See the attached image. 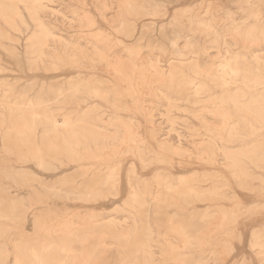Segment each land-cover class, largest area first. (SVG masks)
<instances>
[{
  "label": "rangeland",
  "instance_id": "374dc122",
  "mask_svg": "<svg viewBox=\"0 0 264 264\" xmlns=\"http://www.w3.org/2000/svg\"><path fill=\"white\" fill-rule=\"evenodd\" d=\"M9 1L0 0V264L38 245L58 246L64 261L60 242L93 228L92 255L67 264H264V0ZM19 244L31 250L20 256Z\"/></svg>",
  "mask_w": 264,
  "mask_h": 264
},
{
  "label": "bare ground",
  "instance_id": "6f19581e",
  "mask_svg": "<svg viewBox=\"0 0 264 264\" xmlns=\"http://www.w3.org/2000/svg\"><path fill=\"white\" fill-rule=\"evenodd\" d=\"M1 1H3V0H1ZM5 1H6V0H5ZM10 1H12V0H10ZM10 1H9V2H10ZM24 1H25V0H23V2H24ZM29 1H30V0H29ZM34 1H35V0H34ZM37 1H38V0H36V2H37ZM224 1H225V0H224ZM260 1H261V0H260ZM16 2H17V1H16ZM20 2H21V1H20ZM32 2H33V1H32ZM40 2H41V1H40ZM6 3H7V2H6ZM24 3H25V2H24ZM27 3H28V2H27ZM34 3H35V2H34ZM43 3H44V2H43ZM0 4H1V3H0ZM9 4H10V3H9ZM17 4H19V1H18ZM22 4H23V3H22ZM29 4H30V6L32 5L31 3H29ZM36 4H37V3H36ZM204 4H205V3H204ZM209 4H210V3H209ZM212 4H213V3H212ZM260 4H261V3H260ZM10 5H11V4H10ZM15 5H16V4H15ZM23 5H24V4H23ZM33 5H34V4H33ZM37 5H38V4H37ZM40 5H41V3H40ZM226 5H227V4H225V6H226ZM0 6H1V5H0ZM24 6H25V5H24ZM195 6H196V5H195ZM221 6H222V5H221ZM3 7H5V6H3ZM6 7H7V6H6ZM31 7H32V6H31ZM38 7H39V6H38ZM38 7H37V8H38ZM40 7L42 8V6H40ZM94 7H95V6H94ZM218 7H219V6H218ZM222 7H223V6H222ZM230 7H232V6H230ZM0 8H1V7H0ZM9 8H10V7H9ZM9 8H8L7 10H9ZM27 8H28V7H27ZM43 8H44V7H43ZM137 8H139V7H137ZM203 8H204V7H203ZM213 8H214V7H213ZM213 8H211V10H212ZM1 9H2V8H1ZM11 9H12V5H11V8H10V11H11ZM14 9H15V8H14ZM23 9H24V8H23ZM32 9H33V8H32ZM44 9H47V8H44ZM207 9H208V7H207ZM27 10H28V9H27ZM27 10H26V11H27ZM69 10H70V9H69ZM75 10H76V9H75ZM15 11H16V10H15ZM15 11H14V12H15ZM17 11H19V10H17ZM30 11H31V10H30ZM139 11H141V10H139ZM142 11H143V9H142ZM2 12H4V11H2ZM11 12H13V11H11ZM14 12H13V13H14ZM55 12H56V11H55ZM143 12H144V11H143ZM209 12H210V11H209ZM5 13H6V12H5ZM19 13H20V11L18 12V15H19ZM26 13H28V11H27ZM140 13H141V12H140ZM8 14H10V13H8ZM14 14H15V13H14ZM53 14H55V13H53ZM223 14H225V13H223ZM1 15H2V14H1ZM6 15H7V14H6ZM6 15H5L4 17H6ZM10 15H13V14L11 13ZM35 15H36V14H35ZM85 15H86V14H85ZM231 15H232V14H231ZM13 16H16V15H13ZM13 16H12V17H13ZM19 16H21V14H20ZM51 16H52V15H51ZM83 16H84V15H83ZM196 16H197V15H196ZM0 17H1V16H0ZM21 17H22V16H21ZM28 17H29V19H32L31 16L28 15ZM30 17H31V18H30ZM62 17H63V16H62ZM128 17H129V16H128ZM18 18H19V17H18ZM22 18H23V17H22ZM35 18H36V17H35ZM84 18H85V17H84ZM8 19H9V15H8ZM20 19H21V18H20ZM33 19H34V18H33ZM87 19H88V18H87ZM195 19H196V18H195ZM197 19H198V18H197ZM3 20H4V19H3ZM11 20H12V18H11ZM21 20H22V19H21ZM77 20H78V19H77ZM7 21H8V20H7ZM22 21H23V20H22ZM22 21H20V22H22ZM37 21H38V20H37ZM67 21H68V20H67ZM83 21H84V20H83ZM184 21H185V20H184ZM9 22H10V20H9ZM9 22H7V23H9ZM32 22H33V21H32ZM40 22H41V21H40ZM69 22H72V21H69ZM88 22H89V21H88ZM33 23H35V22H33ZM72 23H73V22H72ZM78 23H79V22H78ZM126 23H127V22H126ZM195 23H196V22H195ZM12 24H13V23H12ZM37 24H38V23H37ZM40 24H41V23H40ZM19 25H20V24H19ZM195 25H196V24H195ZM21 26H22V25H21ZM88 26H89V25H88ZM43 27H44V26H43ZM86 27H87V25H86ZM38 28H42V26H41V27H38ZM35 29H36V28H35ZM35 29H34V30H35ZM43 29H44V28H43ZM45 29H46V28H45ZM84 29H86V28H84ZM194 29H195V28H194ZM20 30H21V29H20ZM36 30H37V29H36ZM146 30H147V29H146ZM39 31H40V30H39ZM43 31H45V30H43ZM147 32H148V31H147ZM195 32H196V31H195ZM40 33H41V32H40ZM40 33H39V34H40ZM48 33H49V32H48ZM33 34H34V33H33ZM41 34H42V33H41ZM34 35H35V34H34ZM44 35H46V34H44ZM229 35H231V34H229ZM248 35H249V34H248ZM248 35H247V36H248ZM48 36H49V35H48ZM50 36H51V35H50ZM232 36H233V34H232ZM31 37H32V35H31ZM35 37H36V39H37L39 36H36V35H35ZM41 37H42V36H41ZM44 37H45V36H44ZM51 37L53 38V36H51ZM79 37H80V36H79ZM136 37H137V36H136ZM193 37H194V36H193ZM263 37H264V36H263ZM52 38L48 37V39H52ZM126 38H127V37H126ZM140 38H141V37H140ZM239 38H240V37H239ZM248 38H249V37H247V39H248ZM255 38H256V37H255ZM30 39H31V38H30ZM33 39H35V38L33 37ZM33 39H31V40H33ZM48 39H47V41H48ZM53 39H55V37H54ZM58 39H59V38H58ZM77 39H78V38H77ZM104 39H105V38H104ZM39 40H41V39H39ZM81 40H82V39H81ZM237 40H238V39H237ZM241 40H243V38H242ZM241 40H240V41H241ZM252 40H253V39H252ZM26 41H27V40H26ZM41 41H42V40H41ZM47 41H46V43H47ZM254 41H255V40H254ZM256 41H257V39H256ZM263 41H264V40H263ZM37 42H38V41H37ZM37 42H36V43H37ZM242 42H243V41H242ZM242 42H241V43H242ZM249 42H251V41H250V38H249ZM249 42H247V43H249ZM26 43H27V42H26ZM33 43H34V42H33ZM33 43H32V44H33ZM36 43H35V44H36ZM40 43H41V42H40ZM40 43H39V44H40ZM46 43H45V44H46ZM128 43H129V42H128ZM128 43H127V44H128ZM135 43H136V42H135ZM170 43H171V42H170ZM174 43H175V42H174ZM215 43H216V41H215ZM37 44H38V43H37ZM37 44H36V45H37ZM172 44H173V43H172ZM172 44H171V45H172ZM177 44H178V43H177ZM236 44H239V43H236ZM250 44H251V43H250ZM259 44H260V43H259ZM259 44L256 43V45H259ZM263 44H264V43H263ZM43 45H44V43H43ZM43 45L41 46V48H42V47L45 48V45H44V46H43ZM69 45H70V44H69ZM119 45H120V44H119ZM137 45H138V44H137ZM241 45H242V44H241ZM244 45H245V44L243 43V46H244ZM64 46H65V45H64ZM66 46H67V45H66ZM138 46H139V45H138ZM173 46H174V45H173ZM173 46H172V47H173ZM252 46H253V45H252ZM252 46H251V47H252ZM33 47H34V46H33ZM134 47H135V46H134ZM169 47H170V46H169ZM174 47H175V46H174ZM256 47H257V46H256ZM5 48H7V47H5ZM41 48H40V50H41ZM63 48H64V47H63ZM113 48H114V47H113ZM244 48H245V47H244ZM8 49H9V48H8ZM13 49H14V48H13ZM26 49H27V48H26ZM30 49H31V48H30ZM36 49H37V47H36ZM79 49H80V48H79ZM215 49H216V48H215ZM224 49H225V48H224ZM96 50H97V49H96ZM102 50H103V49H102ZM106 50H107V49H106ZM110 50H111V49H110ZM126 50H127V49H126ZM78 51H79V50H78ZM127 51L129 52V50H127ZM171 51H172V50H171ZM29 52H30V51H29ZM128 52H126V53L129 55ZM246 52H247V51H246ZM242 53H243V52H242ZM40 54H41V53H40ZM40 54H39V55H40ZM81 54H82V53H81ZM170 54H171V53H170ZM27 55H28V54H27ZM42 55H43V54H42ZM62 55H63V54H62ZM108 55H109V53H108ZM117 55H118V54H117ZM252 55H253V54H252ZM257 55H258V54H257ZM261 55H263V54H261ZM261 55H260V56H261ZM37 56H38V55H37ZM52 56H53V55H52ZM106 56H107V55H106ZM133 56H134V55H133ZM32 57H33V56H32ZM41 57H42V56H41ZM108 57H109V56H108ZM252 57H253V56H252ZM256 57H257V56H256ZM256 57H254L255 61H256V59H257ZM100 58H101V57H100ZM106 58H107V57H106ZM106 58H105V59H106ZM114 58H115V57H114ZM238 58H239V57H238ZM238 58H237V60H238ZM96 59H99V58H96ZM103 59H104V58H103ZM108 59H109V58H108ZM119 59H120V58H119ZM130 59H131V58H130ZM232 59H234V58H232ZM252 59H253V58H252ZM106 60H107V59H106ZM114 60H115V59H113L112 61H114ZM136 60H137V59H136ZM234 60H235V59H234ZM245 60H246V59H245ZM258 60H259V59H258ZM69 61H71V60H69ZM108 61H109V60H108ZM118 61H119V60H118ZM133 61H134V60H133ZM143 61H144V60H143ZM227 61L229 62V60H227ZM230 61H231V60H230ZM109 62L111 63V60H110ZM129 62H130V61H129ZM136 62H137V61H136ZM138 62H139V61H138ZM145 62H146V61H145ZM191 62H192V61H190L189 63H191ZM224 62H225V60H224ZM263 62H264V61H263ZM263 62H262V64H263ZM28 63H29V62H28ZM59 63H60V62H59ZM110 63L107 64V65L110 66ZM122 63H123V62H122ZM125 63H126V62H125ZM29 64H30V63H29ZM84 64H85V63H84ZM103 64H104V63H103ZM114 64H115L114 66H116V65L119 66L118 62H117V63L115 62ZM150 64H151V63H150ZM150 64H149V65L147 64V65L150 66V67H152ZM169 64H170V63H169ZM169 64H168V65H169ZM180 64H181V63H180ZM185 64H186V63H185ZM187 64H188V63H187ZM225 64H226V63H225ZM50 65H51V64H50ZM52 65H53V64H52ZM93 65H94V64H93ZM145 65H146V63H145ZM155 65H156V64H155ZM182 65H183V64H182ZM182 65H181V66H182ZM190 65H191V64H190ZM227 65H229V64H227ZM136 66H137V65H136ZM142 66H143V65H142ZM148 66H147V67L145 66L146 69L148 68ZM153 66H154V65H153ZM157 66H158V65H157ZM107 67H108V66H107ZM112 67H113V63H112ZM116 67H117V66H116ZM143 67H144V66H143ZM221 67H222V65H221ZM223 67H225V65H224ZM29 68H30V67H29ZM109 68H110V67H109ZM117 68H118V67H117ZM117 68H116V69H117ZM119 68H120V67H119ZM130 68H131V66L129 67V69H130ZM134 68H135V67H134ZM139 68H140V67H139ZM205 68H206V67H205ZM216 68H217V67H216ZM226 68H227V66L225 67V71H226ZM0 69H1V68H0ZM100 69H101V68H100ZM110 69H112V68H110ZM113 69H115V68L113 67ZM156 69H157V67H156ZM160 69H161V68H160ZM203 69H204V68H203ZM213 69H214V68H213ZM218 69H219V68H218ZM227 69H229V68H227ZM102 70H103V69H102ZM132 70H133V69H132ZM135 70H136V69H135ZM141 70H142V69H141ZM154 70H155V69H154ZM154 70H153V71H154ZM173 70L175 71V70H177V69H173ZM229 70H230L229 73H231L232 75H236V74H233V73H234L233 70H231V69H229ZM27 71H28V70H27ZM82 71H83V70H82ZM109 71H110V70H109ZM109 71H108V73H109ZM112 71H113V70H112ZM147 71H148V70H147ZM153 71H151L152 74L154 73ZM169 71H170V70H169ZM188 71H189V70H188ZM222 71H223V69H222ZM20 72H21V71H20ZM113 72H115V70H114ZM113 72H112V74H113ZM120 72H121V71H120ZM138 72H139V71H137V73H138ZM160 72H161V71H160ZM232 72H233V73H232ZM30 73H31V72H30ZM126 73H127V72H126ZM126 73H125V74H126ZM135 73H136V71H135ZM135 73H134V74H135ZM137 73H136V75H137ZM141 73H142V72H141ZM143 73H144V72H143ZM170 73H171V71H170ZM170 73L168 72V76H170ZM180 73H181V72H180ZM222 73H223V72H222ZM130 74H131V73H130ZM138 74H139V73H138ZM155 74H157V73L155 72L154 75H155ZM159 74H160V76H161V74H163V73L161 72V73H159ZM172 74H173V75H172ZM175 74H176V72H175ZM175 74H174V72L171 73V78H170V77H169V78L172 80L173 77L176 78L178 75H180V74H178V75H176V77H175V76H174ZM182 74H183V71H182ZM182 74H181V75H182ZM208 74H209V73H208ZM217 74H218V73H217ZM115 75H116V74H115ZM128 75H129V74H128ZM132 75H133V74H132ZM149 75H150V73H149ZM195 75H198V74L195 73ZM210 75H211V73H210ZM116 76H117V75H116ZM119 76H120V75H119ZM121 76H122V75H121ZM145 76H146V74H144V77H145ZM152 76H153V75H152ZM152 76H150V77L152 78ZM155 76H157V75H155ZM204 76H205V74H204ZM204 76H203V77H204ZM255 76H256V75H255ZM114 77H115V76H114ZM201 77H202V76H201ZM219 77H220V76H219ZM236 77H237V76H236ZM75 78H76V77H75ZM115 78H116V77H115ZM135 78H136V77H135ZM142 78H143V77H142ZM146 78H147V77H146ZM157 78H158V77H156V79H157ZM160 78H161V77H160ZM162 78H163V77H162ZM182 78H183V77H182ZM184 78H185V77H184ZM208 78H209V77H208ZM208 78H207V80H210V79H208ZM117 79L119 80V77H118ZM124 79H125V78H124ZM130 79H131V78H130ZM138 79H140V78H138ZM144 79H145V78H144ZM148 79H149V78H148ZM148 79L146 80L147 82H148ZM170 79H169V80H170ZM178 79H179V78H178ZM214 79H215V78H214ZM214 79H213V80H214ZM216 79H217V78H216ZM216 79H215V80H216ZM118 80H117V81H118ZM163 80L165 81V79H162V81H163ZM174 80H175V79H174ZM193 80H194V79H193ZM207 80H206V81H207ZM244 80L246 81V79H244ZM254 80H256V79H254ZM259 80H260V79H259ZM122 81H123V85H124V83H125V85H126V82H127V81H125V82H124V80H122ZM140 81H141V80H140ZM151 81H152V80H151ZM164 81H163V82H164ZM178 81H180V80H178ZM178 81H177L176 83H178ZM184 81H185V80H184ZM187 81L189 82V80H187ZM210 81H211V80H210ZM249 81H250V79H249ZM263 81H264V80H263ZM71 82H72V81H71ZM106 82H107V81H105V83H106ZM119 82L121 83V81H119ZM129 82H130V81H129ZM131 82H132V81H131ZM131 82H130V83H131ZM144 82H145V81H144ZM153 82H156V81H153ZM157 82H158V81H157ZM157 82H156V83H157ZM181 82H182V81H181ZM194 82H195V81H194ZM196 82H199V81H196ZM258 82H260V81H258ZM261 82H262V80H261ZM107 83H108V82H107ZM139 83H140V82H139ZM176 83H175V84H176ZM182 83H183V82H182ZM184 83H185V82H184ZM191 83H192V82H190V84H191ZM202 83H203V82H202ZM248 83H249V82H248ZM253 83H254V81L252 82V84H253ZM263 83H264V82H263ZM77 84H78V83H77ZM145 84H146V82H145ZM190 84L187 83L186 85L188 86V85H190ZM193 84H194V83H193ZM193 84H191V85H193ZM203 84H204V83H203ZM203 84H202V85H203ZM249 84H250V83H249ZM249 84H248V85H249ZM7 85H8V84H7ZM75 85H76V84H75ZM103 85H105V84H103ZM108 85H109V84H108ZM112 85H113V84H112ZM146 85H147V84H146ZM149 85H150V83H149ZM151 85H152V84H151ZM155 85H156V84H155ZM161 85H163V84H161ZM211 85H212V84H211ZM30 86H31V85H30ZM83 86H84V85H83ZM140 86H141V84H140ZM140 86H139V87H140ZM142 86H143V84H142ZM183 86H185V85H183ZM183 86H182V87H183ZM199 86H200V84H199ZM199 86H197V87H198V89H197V92H198V93H199V92H202L201 90L204 91V89H202L201 87L199 88ZM204 86H205V85H204ZM204 86H203V87H204ZM206 86H207V85H206ZM209 86H210V85H209ZM251 86H252V85H251ZM254 86H255V85H254ZM5 87H6V86H5ZM72 87H74V86H72ZM77 87H78V86H76V88H77ZM146 87H147V86H146ZM157 87H158V85H157ZM159 87H161V86H159ZM172 87H173V85H172ZM185 87H186V86H185ZM210 87H211V86H210ZM210 87H209V88H210ZM255 87H256V86H255ZM80 88H81V87H80ZM107 88H108V87H107ZM141 88H142V87H141ZM143 88H144V87H143ZM162 88L165 89L164 86H163ZM18 89H19V88H18ZM32 89H33V88H32ZM82 89H83V88H82ZM110 89H113V88H110ZM164 89H163V90H164ZM169 89H170V87H169ZM177 89H178V88H177ZM180 89H181V88L179 87L178 90H180ZM195 89H196V88H195ZM205 89H206V88H205ZM19 90H20V89H19ZM92 90H94V89H92ZM150 90H151V89H150ZM157 90H158V89H157ZM165 90H166V89H165ZM165 90H164V91H165ZM171 90H172V89H171ZM24 91H25V90H24ZM33 91H34V90H33ZM65 91H66V89H65ZM72 91H73V90H72ZM76 91H77V90H76ZM116 91H117V90H116ZM133 91H134V90H133ZM167 91H168V90H167ZM167 91H165V92H167ZM182 91H185V89L182 90ZM188 91H190V89H189ZM208 91H209V90H208ZM261 91H262V90H261ZM25 92H26V91H25ZM41 92H42V91H41ZM69 92H70V91H69ZM74 92H75V91H74ZM74 92H72V93H74ZM97 92H98V91H97ZM127 92H128V91H127ZM161 92H162V91H161ZM175 92H176V91H175ZM195 92H196V91H195ZM235 92H236V91H235ZM237 92H238V91H237ZM23 93H24V92H23ZM26 93H27V92H26ZM78 93H79V92H78ZM85 93H86V92H85ZM98 93H99V92H98ZM103 93H104V92H103ZM117 93H118V92H117ZM198 93H197V94H198ZM205 93H207L206 90H205ZM205 93L202 92V94H205ZM208 93H209V92H208ZM261 93H262V92H261ZM13 94H14V93H13ZM51 94H52V93H51ZM79 94H80V93H79ZM115 94H116V93H115ZM194 94H195V93H194ZM202 94H199V95H202ZM209 94H210V93H209ZM259 94H260V93H259ZM22 95H23V94H22ZM24 95H25V94H24ZM24 95H23V96H20V97H25ZM69 95H70V94H69ZM81 95H82V94H81ZM84 95H85V94H84ZM84 95H83V96H84ZM151 95H152V94H151ZM165 95H166V94H165ZM176 95H177V94H176ZM189 95H190V94H189ZM223 95L225 96V94H223ZM257 95H258V94H257ZM260 95H261V94H260ZM260 95H259V96H260ZM71 96H72V95H71ZM78 96H79V95H78ZM126 96H127V95H126ZM221 96H222V95H221ZM227 96H228V95H227ZM233 96H234V95H233ZM259 96H258V98H259ZM262 96H263V94H262ZM72 97H74V96H72ZM96 97H97V96H96ZM107 97H108V96H107ZM167 97H168V96H167ZM188 97H189V96H188ZM197 97H198V96H197ZM202 97H203V96H202ZM215 97H216V96H215ZM230 97H231V96H230ZM241 97L243 98V96H241ZM241 97H240V98H241ZM43 98H44V97H43ZM70 98H71V97H70ZM76 98H79V97H76ZM80 98H81V97H80ZM109 98H110V97H109ZM176 98H177V97H176ZM189 98H190V97H189ZM189 98H188V99H189ZM219 98H221V97H219ZM237 98H238V97H237ZM260 98H263V97L260 96ZM36 99H37V98H36ZM72 99H73V98H72ZM155 99H156V98H155ZM162 99H163V98H162ZM208 99H209V98H208ZM214 99H215V98H214ZM228 99H229V97H228ZM243 99H244V98H243ZM243 99H242V100H243ZM65 100H67V99H65ZM69 100H71V99H69ZM82 100H83V99H82ZM101 100H102V99H101ZM109 100H110V99H109ZM183 100H184V99H183ZM222 100H223V99H222ZM222 100H220V101H221V104H222ZM232 100H233V99H231V101H232ZM239 100H240V99H239ZM244 100H245V99H244ZM250 100H251V98H250ZM253 100L255 101V99H252V101H253ZM256 100H257V98H256ZM258 100H260V99H258ZM59 101H60V100H59ZM78 101H79V100H78ZM78 101H75V102H78ZM104 101H106V100H104ZM206 101H207V99H206ZM209 101H210V100H209ZM217 101H219V100H217ZM220 101H219V102H220ZM71 102H73V101H71ZM212 102H213V101H212ZM219 102H218V103H219ZM233 102H235V101H233ZM238 102H239V101H238ZM20 103H21V102H20ZM35 103H36V100H35ZM79 103H80V102H79ZM82 103H83V102H82ZM134 103H135V102H134ZM184 103H185V102H184ZM227 103H228V102H227ZM229 103H230V102H229ZM251 103H252V102H249V104H251ZM254 103H255V102H254ZM262 103H263V102H262ZM11 104H12V103H11ZM56 104H57V103H56ZM56 104H55V105H56ZM74 104H75V103H74ZM215 104H216V103H215ZM215 104H214V105H215ZM219 104H220V103H219ZM219 104H218V106H219ZM223 104H225V103L223 102ZM235 104H236V103H235ZM33 105H34V104H33ZM39 105H41V104H39ZM50 105H52V103H51ZM64 105H65V104H64ZM81 105H83V104H81ZM184 105H185V104H184ZM216 105H217V104H216ZM226 105H227V104H226ZM232 105H233V104H232ZM236 105H237V104H236ZM236 105H235V106H236ZM244 105H245V104H244ZM21 106H22V105H21ZM67 106H68V105H67ZM72 106H73V105H72ZM125 106H126V105H125ZM204 106H205V105H204ZM211 106H212V105H211ZM218 106H217V107H218ZM249 106H250V105H249ZM153 107H154V106H153ZM232 107H233V106H232ZM246 107H248V106L245 105V108H246ZM26 108H27V107H26ZM110 108H111V107H110ZM242 108H243V107H242ZM263 108H264V107H263ZM93 109H94V108H93ZM247 109H248V108H247ZM119 110H120V109H119ZM245 110H246V109H245ZM117 111H118V110H117ZM183 111H184V110H183ZM185 111H186V110H185ZM61 112H63V111H61ZM128 112H129V111H128ZM242 112H243V111H242ZM37 113H38V112H37ZM94 113H95V112H94ZM177 113H178V112H177ZM221 113H222V112H221ZM249 113H250V111H249ZM252 113H253V112H252ZM252 113H250V115H251ZM28 114H29V113H28ZM212 114H213V113H212ZM222 114H223V113H222ZM222 114H221V116H222V118H223V120H224V118H225L224 116H225V115H222ZM7 115H8V114H7ZM66 115H67V114H66ZM70 115H71V114H70ZM160 115H161V114H160ZM252 115H255V116H256V113H255V114L253 113ZM258 115H259V114H258ZM217 116H218V115H217ZM219 116H220V115H219ZM247 116H248V115H247ZM66 117L68 118V116H66ZM71 117H72V116H71ZM168 117H169V116H168ZM256 117H257V116H256ZM67 118H66V119H67ZM260 118H261V117H260ZM6 119H7V117H6ZM58 119H59V118H58ZM68 119H69V118H68ZM88 119H89V117H88ZM258 119H259V117H258ZM9 120H10V119H9ZM75 120H76V119H75ZM172 120H173V119H172ZM194 120H195V119H194ZM246 120H247V119H246ZM252 120H253V119H252ZM259 120H260V119H259ZM261 120L263 121L264 119H261ZM261 120H260V122H261ZM28 121H29V120H28ZM129 121H130V120H129ZM224 121H225V120H224ZM66 122H67V120H66ZM66 122H65V123H66ZM78 122H79V121H78ZM93 122H94V121H93ZM93 122H92V123H93ZM220 122H221V121H220ZM32 123H33V122H32ZM75 123H76V121H75ZM75 123H74V124H75ZM79 123H80V122H79ZM110 123H111V122H110ZM116 123H117V122H116ZM127 123H128V122H127ZM189 123H190V122H189ZM222 123H223V122H222ZM222 123H221V124H222ZM226 123H228V122H226ZM66 124H67V123H66ZM77 124H78V123H77ZM81 124H86V123L81 122ZM102 124H103V123H102ZM182 124H183V123H182ZM261 124H262V123H261ZM36 125H37V124H36ZM228 125H229V123H228ZM231 125H232V124H231ZM262 125H263V124H262ZM23 126H25V125H23ZM63 126H64V125H63ZM74 126H75V125H74ZM31 127H33V125H31ZM80 127H81V126H80ZM80 127H79V128H80ZM217 127H218V126H217ZM217 127H215V128H217ZM220 127H221V126H220ZM228 127H229V126H228ZM228 127H227V128H228ZM249 127H251V126L249 125ZM2 128H3V127H2ZM26 128H28V127L26 126ZM37 128H38V127H37ZM60 128H61V127H60ZM63 128H66V131L68 132L67 134H70V132L73 130V129H72V128H73V125H72V128L69 127V126H66V127H63ZM76 128H77V126L75 127V129H76ZM221 128H222V127H221ZM221 128H220V129H221ZM227 128H226V129H227ZM232 128L234 129V126H233ZM232 128H231V129H232ZM21 129L23 130V128H21ZM28 129H29V128H28ZM33 129H34V127H33L31 130H33ZM46 129H47V128H46ZM71 129H72V130H71ZM217 129L219 130V127H218ZM217 129H216V130H217ZM231 129H230V130H231ZM19 130H20V129H19ZM31 130H30V131H31ZM64 130H65V129H64ZM70 130H71V131H70ZM230 130H229V131H230ZM26 131H27V130H26ZM66 131H65V132H66ZM69 131H70V132H69ZM79 131H81V129H80ZM79 131H78V133H79ZM132 131H133V130H132ZM189 131H190V130H189ZM21 132L23 133V131H21ZM232 132H233V130H232ZM19 133H20V131L18 132V134H19ZM30 133H32V131H31ZM30 133H29V134H30ZM43 133H44V132H43ZM74 133H75V132H73V134H74ZM106 133H107V132H106ZM125 133H128V131L126 130ZM29 134H28V135H29ZM33 134H34V132H33ZM67 134H66V135H67ZM73 134H72V135H73ZM79 134H80V133H79ZM87 134H88V133H87ZM87 134H86V135H87ZM117 134H118V133H116V135H117ZM123 134H124V133H123ZM136 134H137V133H136ZM229 134L231 135V133H229ZM77 135H78V134H77ZM83 135H84V133H83ZM83 135H82V132H81V135H80V136L83 137ZM134 135H135V134H134ZM55 136H56V135H55ZM73 136H74V135H73ZM78 136H79V135H78ZM128 136H129V134H128ZM128 136H127V137H128ZM137 136H138V135H137ZM228 136H229V135H228ZM228 136H227V137H228ZM63 137H64V136H63ZM68 137H70V136H68ZM75 137H77V136L75 135ZM82 137H81V138H82ZM113 137L115 138L116 136H113ZM113 137L111 136L112 139H113ZM129 137H131V136H129ZM225 137H226V135H225ZM18 138H19V137H18ZM70 138H71V137H70ZM72 138H73V137H72ZM88 138H89V137H88ZM215 138H216V137H215ZM215 138H214V139H215ZM20 139H21V138H20ZM29 139H30V137L28 138V140H29ZM68 139H69V138H68ZM85 139H87V137H86ZM107 139H108V138H107ZM123 139H125V138H123ZM128 139H129V138H128ZM217 139H218V138H217ZM63 140H64V139H63ZM69 140H70V139H69ZM69 140H67V142H68ZM83 140H84V139H83ZM93 140H94V139H93ZM113 140H114V139H113ZM208 140H209V139H208ZM218 140H219V139H218ZM263 140H264V139H263ZM72 141H73V142H72ZM72 141H71V143H74V140H72ZM76 141H77V140H76ZM94 141H95V140H94ZM111 141H112V140H111ZM111 141H110V142H111ZM124 141L127 142L126 139H125ZM132 141H133V140H132ZM215 141H216V140H215ZM20 142H22V141H20ZM35 142H36V141H35ZM63 142H64V141H63ZM84 142H85V141H84ZM87 142H88V140H87ZM89 142H90V141H89ZM92 142H93V141H92ZM102 142H103V141H102ZM102 142H101L100 145L104 144V143H102ZM128 142H129V141H128ZM163 142H164V141H163ZM187 142H188V141H187ZM212 142H213V141H212ZM258 142H259V141H258ZM44 143H45V142H44ZM68 143H69V142H68ZM75 143H76V142H75ZM75 143H74V145H75ZM95 143H96V141H95ZM95 143L93 142L94 146H95ZM98 143H99V142H98ZM132 143L136 144L134 141H133ZM132 143L130 142L131 145H132ZM213 143H214V142H213ZM220 143H221V142H220ZM56 144H57V143H56ZM83 144H84V143H83ZM83 144H82V145H83ZM87 144H88V143H87ZM91 144H92V143H91ZM93 144H92V145H93ZM111 144H113V143H111ZM121 144H122V143H121ZM127 144H128V143H127ZM158 144H159V142H158ZM161 144H162V143H161ZM168 144H169V143H168ZM170 144H171V143H170ZM211 144H212V143H211ZM58 145H59V144H58ZM64 145H65V144H64ZM64 145H62V146H64ZM66 145H67V143H66ZM96 145H97V144H96ZM123 145H124V143H123ZM123 145H122V146H123ZM125 145H126V144H125ZM202 145H203V144H202ZM67 146H68V145H67ZM67 146H66V147H67ZM79 146H81V145H79ZM83 146H84V145H83ZM85 146H86V144H85ZM118 146H119V145H118ZM120 146H121V145H120ZM213 146H214V144H213ZM17 147H18V146H17ZM36 147H37V146H36ZM88 147H90V146L88 145ZM95 147H96V146H95ZM103 147H104V146H103ZM132 147H133V146H132ZM132 147H130V148H132ZM58 148H59V146H58ZM67 148H69V147H67ZM70 148H72V147L70 146ZM70 148H69V149H70ZM75 148H77V147H75ZM82 148H83V147H82ZM92 148H93V147H92ZM101 148H102V147H101ZM175 148H178V147L175 146ZM175 148H173V149L175 150ZM212 148L215 149L214 147H212ZM41 149H42V148H41ZM84 149H85V148H84ZM94 149H95V148H94ZM97 149H98V148H97ZM99 149H100V148H99ZM99 149H98V150H99ZM102 149H103V148H102ZM108 149H109V148H108ZM121 149H122V148H121ZM124 149H125V148H124ZM133 149H134V148H133ZM199 149H200V148H199ZM59 150H60V149H59ZM86 150H87V147H86V149H85L84 151H86ZM88 150H89V149H88ZM118 150H119V149H118ZM118 150H117L116 152H118ZM125 150H126V149H125ZM130 150H131V149H130ZM71 151H73V148H72ZM75 151H76V149H75ZM100 151H101V150H100ZM102 151H103V150H102ZM114 151H115V148H114ZM121 151H122V150H121ZM126 151H127V150H126ZM175 151H176V150H175ZM177 151H178V150H177ZM4 152H6V151L4 150ZM12 152H13V151H12ZM44 152H45V151H44ZM62 152H63V151H62ZM65 152H66V151H65ZM67 152L69 153V151H67ZM105 152H107V153L110 154V152H108V151H105ZM124 152H125V151L123 150V153H124ZM135 152H137V151H135ZM135 152H134V154H136ZM172 152H173V151H172ZM212 152H213V151H212ZM68 153H66V154H68ZM86 153H87V152H86ZM89 153H90V152H88V154H89ZM102 153H103V152H102ZM125 153H127V152H125ZM224 153H225V152H224ZM229 153H230V152H229ZM229 153L226 152V155L228 156ZM6 154H7V152H6ZM23 154H24V153H23ZM30 154H31V153H30ZM66 154H64V155H66ZM77 154H78V153H77ZM109 154H107V155H109ZM120 154H121V153H120ZM232 154H233V153H232ZM232 154H230V155H232ZM235 154H237V153H235ZM240 154H241V153H240ZM17 155H18V154H17ZM86 155H87V154H86ZM86 155H85V157H86ZM104 155H105V154H104ZM104 155H103V156H104ZM215 155H216V154H215ZM254 155H255V154H254ZM20 156H23V157H24V155H19V157H20ZM25 156H26V155H25ZM27 156H29V155L27 154ZM70 156H71V154H70ZM77 156H78V155H77ZM140 156H141V155H140ZM223 156H224V155H223ZM19 157H17V158H19ZM23 157H22V158H23ZM89 157H91V156H89ZM177 157H178V156H177ZM233 157H234V156H233ZM68 158H69V157H68ZM70 158H71V157H70ZM201 158H202V157H201ZM225 158H226V157H225ZM229 158H231V156H230ZM227 159H228V158H227ZM20 160H21V159H20ZM23 160H24V159H23ZM27 160H28V159H27ZM75 160H77V159H75ZM192 160H193V158H192ZM225 160H226V159H225ZM229 160H230V159H229ZM229 160H228V161H229ZM233 160H234V159L231 158V161H232V162H230V164L233 165L234 167H238L236 161L234 160V161H235V162H234ZM37 161H38V160H37ZM69 161H70V160H69ZM73 161H74V160H73ZM228 161H227V162H228ZM39 162H40V161H39ZM66 162H67V161H66ZM41 163H42V162H41ZM41 163H40V164H41ZM157 163H158V162H157ZM260 163H261V162H260ZM260 163H259V164H260ZM42 164H43V163H42ZM70 165H71V162H70ZM228 165H229V164H228ZM140 166H141V165H140ZM177 166H178V165H177ZM239 166H240V165H239ZM92 167H93V166H92ZM256 167H257V166H256ZM82 168H83V167H82ZM86 168H87V167H86ZM177 168H178V167H177ZM231 168H232V167H231ZM240 168H241V167H240ZM240 168H239V169H240ZM107 169H108V168H106V170H107ZM112 169H113V167H112ZM180 169H181V168H180ZM232 169H233V168H232ZM232 169H231V170H232ZM235 169H236V168H235ZM257 169H259V168H257ZM78 170H79V168H78ZM237 170H238V169H237ZM108 171H109V170H108ZM129 171H130V170H129ZM129 171H128V172H129ZM233 171H234V170H233ZM240 171H241L242 173H241ZM240 171H238V172H239V174L241 173L242 175L240 174L241 176L239 175L238 177L245 179V178H244L245 175L243 174L244 171H242V170H240ZM78 172H79V171H78ZM110 172H111V173H110ZM110 172H109L110 175H112L114 171H113V172L110 171ZM105 173H106V172H105ZM244 173H246V172H244ZM158 174H159V173H158ZM95 175H96V174H95ZM133 175H134V174H133ZM243 175H244V177H242ZM130 176H131V175H130ZM205 176H206V175H205ZM63 177H64V176H63ZM201 177H202V176H201ZM247 177H248V180H249V177H250V176H246V178H247ZM104 178H105V177H104ZM113 178H114V177H113ZM118 178H119V177H118ZM154 178H155V177H154ZM205 178H206V177H205ZM208 178H209V176H208ZM107 179H109V178L107 177ZM157 179H158V178H157ZM250 179H251V178H250ZM103 180H104V179H103ZM203 180H204V178H203ZM246 180H247V179H246ZM164 181H166V180H164ZM184 182H185V181H184ZM21 183L24 184L23 182H21ZM65 183H66V181H65ZM73 183H74V182H73ZM127 183H128V182H127ZM63 184H64V183H63ZM63 184H62V185H63ZM71 184H72V183H71ZM71 184H70V185H71ZM74 184H75V183H74ZM98 185H99V184H98ZM160 185H161V184H160ZM179 185H180V184H179ZM182 185H183V184H182ZM182 185H181V186H182ZM186 185H187V184H186ZM52 186H53V185H52ZM113 186H114V185H113ZM129 186H130V184H128V187H129ZM213 186H214V185H213ZM80 187L82 188V186H80ZM132 187H133V186H132ZM95 188H96V187H95ZM113 188H114V187H113ZM160 188H161V187H160ZM179 188H180V187H179ZM191 188H192V187H191ZM21 189H22V188H21ZM142 189H143V188H142ZM162 189H163V188H162ZM169 189H170V188H169ZM226 189H227V188H226ZM17 190H18V189H17ZM93 190H94V189H93ZM164 190H165V189H164ZM166 190H167V189H166ZM177 190H178V188H177ZM173 191H174V190H173ZM206 191H207V190H206ZM55 193H56V192H55ZM76 193H77V192H76ZM134 193H135V192H134ZM210 193H211V192H210ZM215 193H216V192H215ZM97 194H99V193H97ZM140 194H141V193H140ZM181 194H182V193H181ZM63 195H64V194H63ZM68 195H69V194H68ZM72 195H73V194H72ZM94 195H95V194H94ZM134 195H136V193H135ZM134 195H133V196H134ZM215 195H216V194H215ZM70 196H71V195H70ZM89 196H90V195H89ZM89 196H88V197H89ZM138 196H139V195H138ZM80 197H82V196H80ZM94 197H95V196H94ZM116 197H117V196H116ZM130 197H131V196H130ZM131 198H132V197H131ZM131 198H129V199H131ZM134 198H135V197H134ZM181 198H182V197H181ZM189 198H191V197H189ZM98 199H99V198H98ZM179 199H180V198H179ZM210 199H211V198H210ZM216 199H217V198H216ZM81 200H82V199H81ZM88 200H89V199H88ZM154 200H155V199H154ZM226 200H228V199H226ZM67 201H68V200H67ZM133 201H134V200H133ZM129 202H130V201H129ZM131 202H132V201H131ZM136 202H138V201H136ZM159 202H160V201H159ZM86 203H87V201H86ZM86 203H85V205H86ZM133 203H135V202H133ZM142 203H143V202H142ZM72 204H73V203H72ZM82 204H83V203H82ZM136 204H138V203H136ZM141 205H142V204H141ZM141 205H140V206H141ZM177 206H178V205H177ZM177 206H175V207L177 208ZM138 207H139V206H138ZM183 207H184V206H183ZM183 207H182V208H183ZM117 208H118V207H117ZM172 208H173V206H172ZM0 209H1V208H0ZM114 209H115V208H114ZM88 214H89V213H88ZM90 215H91V214H90ZM127 215H128V214H127ZM130 215H131V214H130ZM94 216H95V215H94ZM223 216H224V215H223ZM18 218H19V217H18ZM77 218H78V217H77ZM81 218H82V217H81ZM84 218H85V217H84ZM87 218H88V217H87ZM85 219H86V218H85ZM183 219H184V218H183ZM223 219H225V217H224ZM36 220H37V219H36ZM39 220H40V219H39ZM76 221H77V220H76ZM88 221H89V220H88ZM88 221H87V222H88ZM92 221H94V220H92ZM92 221H91V222H92ZM109 221H110V220H109ZM109 221H108V222H109ZM126 221H127V220H126ZM218 221H219V220H218ZM223 221H224V220H223ZM35 222H39V221L37 220V221H35ZM70 222H71V220H70ZM89 222H90V221H89ZM115 222H116V221H115ZM185 222H186V221H185ZM188 222H189V221H188ZM40 223H42V222H40ZM40 223H38V224H40ZM73 223H75V221H74ZM85 223H86V222H85ZM116 223H117V222H116ZM228 223H229V222H228ZM228 223H227V224H228ZM58 224H59V223H58ZM80 224L82 225V223H80ZM89 224H90V223H89ZM100 224H101V223H100ZM109 224H110V223H107V225H109ZM232 224H233V223H232ZM113 225H114V224H113ZM116 225H117V224H116ZM182 225H183V224H182ZM206 225H207V224H206ZM214 225H215V224H214ZM35 226L37 227L36 224H35ZM35 226H34V227H35ZM39 226H41V225H39ZM82 226H83V225H82ZM88 226H89V225L87 224V227H88ZM90 226H91V224H90ZM92 226H93V224H92ZM110 226H112V224H111ZM119 226H121V225H119ZM172 226H173V225H172ZM73 227H74V226H73ZM80 227H81V226H80ZM80 227H79V225H78V228H80ZM83 227L85 228V226H83ZM95 227H96V226H95ZM99 227H100V226H99ZM104 227H105V224H104ZM108 227H109V226H108ZM114 227H115V225H114ZM147 227H148V225H147ZM214 227H215V226H214ZM44 228H46V227L44 226ZM75 228H77V226H75ZM92 228H93V227H92ZM177 228H178V227H177ZM181 228H182V226H181ZM63 229H64V228H63ZM69 229H70V228H69ZM85 229H87V228H85ZM85 229H84V230H85ZM93 229H95V228H93ZM93 229H92V231H91V230H85V231H83L82 233L79 232V234H77V233H73V234H72V233L68 232V233H70V235L72 234V236H73V239H70V238H69L70 240L66 239V236H65L66 234L64 235L66 240H65L64 242H62V241L60 242V243H64V244H61V245H64V247L62 248L63 251H62V249H61L60 251H62V253L64 252L65 255H66V260H64L65 262L61 260V259H62L61 257H60L61 259L59 258L60 252H58V250H57V249H58V246H57V247L55 246L57 249H54V250H52V251H46V249H48V248H47L48 245H47V246H39V245L36 243V245H38V247H36V248L33 249L32 251H30V252H31V257H30V258H25L23 255H24V251L26 250V249L24 248V246H25L26 244H25V245H24V244H23V245H20V244H19V245H20V248H17V249H18V253H19L20 256H21V255L23 256V258H21V260H20V261H21L20 264H67V263L70 262V260L74 261V260H76L78 257H83V256H85V258H86L87 256H91V255H92L91 253H92V251H93V247L91 246L92 244H89V239H90V238L93 239V238H92V237L94 236ZM96 229H97V228H96ZM107 229H108V228H107ZM113 229H114V228H113ZM148 229H150V228H148ZM178 229H179V228H178ZM204 229H205V228H204ZM36 230H37V232H38V229H36ZM36 230H35V233H36ZM75 230H76V229H75ZM78 230H79V229H78ZM81 230H83V228H82ZM104 230H105V229H104ZM108 230L110 231V229H108ZM111 230H112V227H111ZM115 230H116V228H115ZM120 230H121V232H122V230H124V229H120ZM40 231H41V230H40ZM42 231H43V230H42ZM54 231H55V230H54ZM71 231H72V230H71ZM129 231H130V230H129ZM184 231H185V230H184ZM49 232H50V231H49ZM57 232H58V231H57ZM73 232H75V231H73ZM76 232H77V231H76ZM114 232H116V231H114ZM147 232H148V231H147ZM203 232H204V231H203ZM42 233H43V232H42ZM53 233L55 234V232H53ZM62 233H63V232H62ZM123 233H125V232H123ZM126 233H127V232H126ZM128 233H130V232H128ZM128 233H127V234H128ZM204 233H205V232H204ZM206 233H207V232H206ZM58 234H60V233H58ZM115 234H116V233H115ZM117 234H118V233H117ZM117 234H116V236H117ZM121 234H122V233H120V234H118V235H121ZM147 234H148V233H147ZM168 234H169V233H168ZM182 234H183V232H182ZM3 235H4V233H3ZM34 235H35V234H34ZM37 235H38V233L36 234V236H37ZM42 235H43V234H42ZM68 235H69V234H67V237H69ZM96 235H97V234H96ZM103 235H104V234H103ZM110 235H111V234H110ZM184 235H185V234H184ZM36 236H35V237H36ZM49 236H50V234H49ZM98 236H99V235H98ZM100 236H101V235H100ZM104 236H105V235H104ZM121 236H122V235H121ZM121 236H120V237H121ZM125 236H126V234H125ZM125 236H124V237H125ZM128 236H129V235H128ZM177 236H178V235H177ZM33 237H34V236H33ZM70 237H71V236H70ZM114 237H115V235H114ZM183 237H184V236H183ZM185 237H186V236H185ZM185 237H184V238H185ZM36 238H37V237H36ZM46 238H47V237H46ZM57 238H58V237H57ZM57 238H56V239H57ZM59 238H60V237H59ZM71 238H72V237H71ZM110 238H111V236H110ZM121 238H123V236H122ZM162 238H163V237H162ZM180 238H181V237H180ZM180 238H179V239H180ZM184 238H183V239H184ZM37 239H38V238H37ZM47 239H48L49 241H51V240H50L51 238H50V239L47 238ZM97 239H98V238H97ZM102 239H103V238H102ZM106 239H107V236H106ZM108 239H109V237H108ZM116 239H118V238H116ZM146 239H147L149 242H151V241L149 240V239H150V236H149L148 238H146ZM177 239H178V237H177ZM186 239H187V238H185V240H186ZM35 240H36V239H35ZM35 240H33V241H35ZM48 240H47V241H48ZM60 240H61V238L59 239V241H60ZM99 240H100V239H98V241H99ZM103 240H105V238H104ZM20 241H21V243H22V240H20ZM23 241H24V240H23ZM36 241H37V240H36ZM44 241H45V240H44ZM57 241H58V240H57ZM148 241H147V243H148ZM179 241H181V240H179ZM196 241H197V240H196ZM39 242H40V241H39ZM42 242H43V241H41V244H42ZM100 242H101V241H100ZM163 242H164V241H163ZM185 242H187V241H185ZM185 242H184V243H185ZM192 242H193V241H192ZM253 242H254V241H253ZM26 243H27V242H26ZM50 243H51V242H49V244H50ZM101 243H102V242H101ZM167 243H168V242H167ZM182 243H183V242H182ZM194 243H195V242H194ZM200 243H201V241H200ZM33 244H34V243H33ZM53 244H55L54 241H53ZM104 244H105V243H104ZM148 244H149V243H148ZM148 244H147V245H148ZM158 244H159V243H158ZM169 244H170V243H169ZM178 244H179V243H178ZM185 244H186V243H185ZM197 244H199V243H197ZM204 244H205V243H204ZM15 245H16V244H15ZM29 245H30V244H29ZM42 245H43V244H42ZM51 245H52V244H51ZM61 245H60V246H61ZM147 245L145 244L143 248H145ZM170 245H171V244H170ZM186 245H187V244H186ZM186 245H185V247H186ZM27 246H28V245H27ZM30 246H31V245H30ZM166 246H167V245H166ZM171 246H172V245H171ZM195 246H196V245H195ZM195 246H194L193 248H195ZM197 246H198V248H200L201 246H203V243H202V245L200 244V246H199V245H197ZM148 247H149V246H148ZM148 247H147V248H148ZM190 247H191V246H190ZM15 248H16V247H15ZM28 248H29V250H31L30 247H28ZM33 248H34V246H33ZM50 248H51V247H50ZM141 248H142V247H141ZM183 248H184V245H183ZM193 248H191V249L193 250ZM250 248H251V246H250ZM149 249H150V247H149ZM149 249H148V250H149ZM172 249H173V248H172ZM176 249H179V248H176ZM195 249H196V248H195ZM13 250H14V249H13ZM27 250H28V249H27ZM27 250H26L25 252H27ZM29 250H28V251H29ZM49 250H50V249H49ZM197 250H200V249H197ZM201 250H202V249H201ZM220 250H221V249H220ZM222 250H223V249H222ZM222 250H221V251H222ZM143 251H144V250H143ZM5 252H6V251H5ZM148 252H150V251H148ZM219 252H220V251H218V253H219ZM28 253H29V252H28ZM95 253H96V252H95ZM220 253H224V252H220ZM16 254H17V253H16ZM90 254H91V255H90ZM142 254H144V253H142ZM150 254H151V253H150ZM61 255H62V254H61ZM223 255H224V254H223ZM15 256H16V255H15ZM29 256H30V255H29ZM142 256H143V255H142ZM152 256H153V255H152ZM152 256H151V258H152ZM16 257H17V256H16ZM16 257H15V258H16ZM62 257H63V255H62ZM147 257H148V256H147ZM149 257H150V256H149ZM149 257H148V258H149ZM180 257H181V256H180ZM90 258H91V257H90ZM181 258H182V257H181ZM18 259H20V258H18ZM79 259H80V258H79ZM83 259H84V258H83ZM87 259H88V258H87ZM87 259H86V260H87ZM134 259H136V257H135ZM149 259H150V258H149ZM177 259H178V258H177ZM215 259H216V258H215ZM16 260H17V259H16ZM16 260H15V261H16ZM77 260H78V259H77ZM173 260H174V259H173ZM68 261H69V262H68ZM75 262H76V261H75ZM88 262H89V261H88ZM133 262H134V260H133ZM17 263H19V262H17ZM72 263H73V262H72ZM79 263H80V262H79ZM174 263H175V262H174ZM174 263H173V264H174ZM15 264H16V263H15ZM75 264H76V263H75ZM77 264H78V263H77ZM81 264H82V263H81ZM84 264H85V261H84ZM144 264H146V263H144ZM147 264H148V262H147ZM171 264H172V263H171ZM179 264H180V263H179ZM182 264H183V262H182Z\"/></svg>",
  "mask_w": 264,
  "mask_h": 264
}]
</instances>
